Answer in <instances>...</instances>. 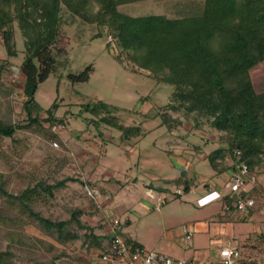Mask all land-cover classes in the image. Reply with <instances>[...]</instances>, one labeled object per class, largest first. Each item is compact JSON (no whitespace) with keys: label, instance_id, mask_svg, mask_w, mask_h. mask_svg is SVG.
<instances>
[{"label":"rangeland","instance_id":"obj_1","mask_svg":"<svg viewBox=\"0 0 264 264\" xmlns=\"http://www.w3.org/2000/svg\"><path fill=\"white\" fill-rule=\"evenodd\" d=\"M176 1L146 0L120 6L118 10L133 17L167 14L174 17L172 5ZM91 2L96 11L98 5ZM63 18L61 40L53 46L52 71L39 83L34 99L43 110L50 108L55 118L63 121L65 129H61L59 139L52 142L28 130L16 132L14 140L0 136L3 188L18 195L40 179L54 184L69 176L74 180L54 190L52 197L39 192L30 194L25 202L52 222L67 221L73 210H81L80 222L92 229L94 235L104 236L105 247L111 237L110 223L117 217L122 233L134 244L185 260L187 264H223L216 253L218 247L212 246L211 241L220 238L223 246H229L230 237L234 238L233 247L240 254L233 264H260L259 238L264 231V219L258 213L259 206L247 213L234 209L226 214L222 201L199 203L207 196L203 194L205 186L222 190V196L231 194L229 173L217 171L206 158L220 147L221 133L211 129L206 119L199 120L201 129L193 130V118L182 117L169 104L172 87L147 76V71L121 53L108 26L90 24L87 27L78 16L71 18L69 13ZM80 32L82 37L73 38L74 33ZM13 40L17 56L8 58L0 37V60L6 61L0 78L3 84L0 113L10 108V118L25 125L28 112L24 108L23 76L19 71L25 45L17 23L13 24ZM89 66L92 69L88 80L73 82L70 79L69 75H79ZM251 75L257 96L261 98L264 96V63L252 69ZM100 104L106 106L100 107ZM29 110L32 117L46 118L44 111ZM164 112L182 121V126L173 133L162 124ZM117 124L123 125L125 132L116 128ZM63 155L71 165L61 168L58 158ZM182 159L187 161L184 166L180 165ZM255 177V184H249L246 189L256 185L264 191V166L255 171ZM133 179L137 186L132 185ZM148 189L154 190L156 199H166L157 210L154 209L156 199L149 197ZM0 204L18 206L2 196ZM253 211L255 214L251 213ZM215 214L218 215L213 219ZM210 221L211 224L220 221L223 230L220 223L219 227L211 225L209 235ZM199 223H205L201 233L194 232L189 246H183L176 238L180 228L193 229ZM69 227L79 236L74 241L75 253L84 257L87 242L83 241L89 230L79 229L75 223ZM24 232L56 245L32 226H27ZM7 246L13 251L14 246L19 250L25 248L3 240L1 249ZM195 250L200 255L197 258H193ZM16 252L22 256L20 251ZM100 253L98 250L93 254ZM72 263L70 257L56 261V264ZM17 264L29 263L18 261ZM92 264L99 262L94 259Z\"/></svg>","mask_w":264,"mask_h":264},{"label":"trees","instance_id":"obj_2","mask_svg":"<svg viewBox=\"0 0 264 264\" xmlns=\"http://www.w3.org/2000/svg\"><path fill=\"white\" fill-rule=\"evenodd\" d=\"M91 1L98 5L96 11ZM143 1L146 0H0V37L8 58L17 56L14 23L24 39L19 71L23 76L24 108L28 112L25 125L10 118V108L0 113V136L14 140L16 132L28 130L52 142L65 129L63 121L55 118L50 108H40L34 96L39 83L52 71L53 46L61 40L63 17L69 13L71 18L78 16L87 27L108 26L121 53L147 71V76L172 87L169 104L182 117L193 118V130L201 129L199 120L206 119L211 129L221 133L220 147L206 156L217 171L228 172L232 177L244 165L255 176V171L264 166V96H257L251 70L264 63V0H178L172 5L174 17H133L118 10L120 6ZM81 34L74 33L73 38L78 40ZM117 59L120 61L119 56ZM5 63L0 60V78ZM91 69L89 66L79 75H69L70 79L86 81ZM2 88L0 81V91ZM31 108L44 111L46 118L32 117ZM161 118L169 133L182 126L181 119L168 112L162 113ZM116 128L126 130L123 125L117 124ZM58 159L61 168L71 165L65 155ZM228 162L230 166H226ZM73 180L68 176L47 184L40 179L18 195L8 193L0 184V196L18 204H0V246L3 240H9L10 244L25 247L19 250L15 245V251L0 247V264H56L62 257H70L72 264H92L99 255L93 253L107 249L102 243L104 236L94 235L92 229L80 222L81 210H73L67 221L52 222L25 202L30 194L39 192L52 197L54 190ZM83 185L86 187L87 182ZM238 198L254 199V195L251 190L227 195L225 208L235 209L233 203ZM71 223L89 230L83 241L87 242L84 257L75 253L74 241L79 236L69 227ZM27 226L56 245L25 234Z\"/></svg>","mask_w":264,"mask_h":264},{"label":"built area","instance_id":"obj_3","mask_svg":"<svg viewBox=\"0 0 264 264\" xmlns=\"http://www.w3.org/2000/svg\"><path fill=\"white\" fill-rule=\"evenodd\" d=\"M255 182L256 177L249 173L246 166L242 165L230 178V183L228 184L230 193L237 194L241 191H247V186L249 184L253 185ZM160 205L161 201L158 200L154 209L157 210ZM233 207L240 213H247L256 207V202L253 198H238L233 203ZM258 213L264 219V208L258 209ZM110 224L109 234L111 237L107 243V249L94 257L99 264H187L185 260L157 254L141 245L134 244L122 233L120 221L117 218H113ZM192 236L193 229L183 226L179 230L178 241L187 247ZM259 241L262 251L260 264H264V231L261 233ZM219 257L222 259L223 264H233L238 261L240 254L235 248H225L219 251Z\"/></svg>","mask_w":264,"mask_h":264},{"label":"crops","instance_id":"obj_4","mask_svg":"<svg viewBox=\"0 0 264 264\" xmlns=\"http://www.w3.org/2000/svg\"><path fill=\"white\" fill-rule=\"evenodd\" d=\"M107 139L109 140V138L107 137ZM186 160L185 159H182L181 160V162H180V165H182V166H184L185 164H186ZM231 165V163H227V165L226 166H230ZM189 168L190 169H192V165H190L189 166ZM231 176V175H230ZM132 185H134V186H137V182H136V179H133V181H132ZM104 185V184H103ZM249 190H251L252 191V193H253V195H254V200H255V202L257 203L256 205H258L259 207H258V209H260V208H264V205H263V203L264 202H262L263 201V198H264V191L260 188V186H256V185H254L253 187H251ZM188 191H189V189H188ZM147 194L149 195V197L150 198H152L153 200H155L156 199V195H155V192H154V190H152V189H148L147 191ZM193 192H195V189H194V191ZM203 194H207V196H206V198H204L203 200H200L199 201V203L201 204V205H204V204H208V203H210L211 201H215V200H218V201H222V203H223V205H224V207H225V196H227V195H225V196H222V193H223V191L222 190H220V189H213L212 187H208V186H205L204 187V189H203ZM163 193V192H162ZM161 192H159V194H162ZM158 200H160L161 201V205H160V207L163 205V203H164V201H166V199H162V198H157L156 199V201H155V203L158 201ZM215 203H219V202H215ZM159 207V208H160ZM158 208V209H159ZM156 210V209H155ZM231 210H234V209H226L225 208V213L227 214V212H229V211H231ZM255 212L256 211H253V212H251L252 214H255ZM217 215L218 214H215V215H212V217H213V219L214 218H216L217 217ZM222 215V214H221ZM115 218H117V217H115ZM118 219V218H117ZM210 223V225H207L208 226V231H207V233L209 234V235H211V232H212V229H211V225H213V226H220L221 225V229L223 230V227H222V223H220V221H219V223H220V225H219V223H217V222H214L213 224H211L212 222L210 221L209 222ZM204 224L205 223H199V225L198 226H196V227H194L193 228V233L194 232H196V233H201V228H202V226H204ZM219 228V230H221ZM224 229H225V233L227 232V229H226V226L224 227ZM178 234H179V231H178ZM178 234L176 235V238L178 237ZM102 235V234H101ZM212 237V236H211ZM214 238V237H213ZM247 239V238H246ZM131 241V240H130ZM229 242H227L228 244H229V246H223L222 245V242H221V239L219 238H217V239H212V241H211V243L213 244H211L212 246H216V247H218L217 248V254H219V251L220 250H222V249H225V248H230V247H232V248H234L233 247V243H234V238L233 237H230V239L228 240ZM131 242H133V241H131ZM245 243H246V240H245ZM106 244H107V242H106ZM198 256H200L199 255V252L198 251H194L193 252V258H197Z\"/></svg>","mask_w":264,"mask_h":264}]
</instances>
